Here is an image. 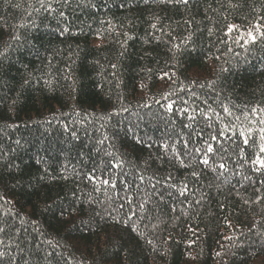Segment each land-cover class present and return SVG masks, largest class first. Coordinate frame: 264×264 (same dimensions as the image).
<instances>
[{"label": "trees", "instance_id": "16d2710c", "mask_svg": "<svg viewBox=\"0 0 264 264\" xmlns=\"http://www.w3.org/2000/svg\"><path fill=\"white\" fill-rule=\"evenodd\" d=\"M262 121L264 0H0V264H264Z\"/></svg>", "mask_w": 264, "mask_h": 264}, {"label": "snow or ice", "instance_id": "6c2138e0", "mask_svg": "<svg viewBox=\"0 0 264 264\" xmlns=\"http://www.w3.org/2000/svg\"><path fill=\"white\" fill-rule=\"evenodd\" d=\"M248 35H249L253 40L255 39V36H253L251 32H249ZM262 122H264V121H262ZM208 151H212L211 146H209ZM262 151H264V149H262ZM206 162H207V161H205V163H206Z\"/></svg>", "mask_w": 264, "mask_h": 264}]
</instances>
